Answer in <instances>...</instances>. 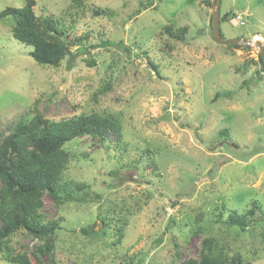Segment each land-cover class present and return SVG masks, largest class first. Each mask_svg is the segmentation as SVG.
Returning a JSON list of instances; mask_svg holds the SVG:
<instances>
[{
    "label": "rangeland",
    "instance_id": "374dc122",
    "mask_svg": "<svg viewBox=\"0 0 264 264\" xmlns=\"http://www.w3.org/2000/svg\"><path fill=\"white\" fill-rule=\"evenodd\" d=\"M34 1L35 14L56 19L57 27L68 37L81 33L88 36L70 45L73 58L67 56L53 67L35 62L29 55L32 47L12 37L13 19L0 18V132L36 112L54 120L97 112L117 116L122 145L143 146L145 142L126 126L121 101L126 105L132 90L141 86L131 56L137 45H144L152 49L170 76L180 75L199 98L207 96L215 101L211 106V129L219 132L217 138L227 131L237 141L235 147L224 145L222 153L202 154L197 148L201 142L193 141L189 147L182 129L165 128L169 144L175 148L172 158L162 161L159 145L152 146L154 163L163 174V191L178 195L183 188L179 179L187 180L193 171L205 191L214 185L216 191L205 196L193 186L190 191L195 200L188 196L190 206L179 216H168L162 224L158 220L166 211L161 206L163 201L168 199L170 210L179 200L165 197L151 184L138 182L135 175H122L110 159L108 140L102 146L98 139L83 135L67 143L72 154L64 177L89 182L91 192L86 201L61 207H56L46 193L42 196L45 220L56 214L64 217L55 245L58 264H175L198 256L205 231L227 243L229 256L240 254L242 264H264V71L258 62V46L240 42L227 47L217 43L209 27L211 8L203 0H83V6L74 8L69 7L72 0ZM24 3L0 0V11ZM94 7L109 8L113 15L92 16ZM225 12L226 20L219 24L223 38L240 36L255 41L259 37L264 45V0H220L219 14ZM168 23L187 26L183 40L162 33ZM106 38L111 44L101 46L100 40ZM87 60L95 64L89 65ZM157 107L153 101L149 115ZM138 116L134 113L127 120H137ZM129 170L142 171L138 164ZM251 200H258L260 209L254 214V224L244 231L216 220L219 211L222 219L227 209L243 212L251 206ZM101 201L107 216L101 215ZM193 212L204 221L198 234L188 224ZM102 219L107 223L104 227ZM89 226L101 232L89 236ZM118 227L122 229L121 237ZM11 243L14 251L27 248L35 264L30 249L36 240L18 232ZM0 264L13 263L0 255Z\"/></svg>",
    "mask_w": 264,
    "mask_h": 264
},
{
    "label": "trees",
    "instance_id": "16d2710c",
    "mask_svg": "<svg viewBox=\"0 0 264 264\" xmlns=\"http://www.w3.org/2000/svg\"><path fill=\"white\" fill-rule=\"evenodd\" d=\"M34 4V0H25L22 6H7L0 11V18L13 19L12 37L32 47L29 55L35 62L57 67L67 56L74 57L70 45L79 44L88 34L81 33L70 40L65 30L57 27L56 19L36 15ZM203 4L210 7V0H203ZM79 5H84L83 0H72L69 7ZM227 14L228 12L219 15V23L226 20ZM91 15L112 16L113 11L94 7ZM209 27L211 28V20ZM162 33L170 39L183 40L187 26L175 27L168 23L162 27ZM109 44L108 38L100 40L101 46ZM168 47L171 48L170 45ZM86 62L89 65L95 64L93 60ZM258 62L264 71L260 53ZM251 63L255 64V61L252 59ZM104 91L103 88L102 92ZM121 128L117 116L113 114L90 112L54 120L36 112L29 119L8 126L6 132H0V255L4 260L13 264H32L27 255L28 249L23 247L20 252L14 251L11 243L15 233L24 232L36 240L30 249L35 264H58L55 245L64 217L56 214L55 218L45 220L47 214L41 212L42 196L46 193L56 207L69 202L86 201L91 192L89 182L64 177L72 154L66 145L73 139L86 135L98 139L102 146H106L110 132L120 137ZM116 173L118 172H111ZM93 195L99 197L97 193ZM250 204L241 213L234 208L227 209L228 214L224 219L222 211H219L216 220L244 231L254 224V214L260 209L258 200H251ZM101 222L103 227L107 225L103 219ZM118 231L121 237V227H118ZM100 232L94 231L92 226L87 228L89 236H96ZM226 247L227 243L219 240L212 232L205 231L198 256L175 264H242L240 254L229 256Z\"/></svg>",
    "mask_w": 264,
    "mask_h": 264
},
{
    "label": "clouds",
    "instance_id": "9594fccd",
    "mask_svg": "<svg viewBox=\"0 0 264 264\" xmlns=\"http://www.w3.org/2000/svg\"><path fill=\"white\" fill-rule=\"evenodd\" d=\"M39 2L40 0H37L38 4ZM95 2L97 0H88V3ZM73 38L74 36L69 34V39ZM131 62L139 72L141 86L132 90V94L127 97L126 105L123 100L121 101V110L125 113L126 126L132 128L145 144L143 146L138 143H134L133 146L122 145L116 133L110 132L107 142L112 151L110 159L113 166L121 170L122 175H135L138 182L151 184L157 191H161L165 197L174 201L179 200L177 206L170 210H167L168 199L163 201L161 206L166 211L160 213L158 220V223L162 224L168 216L173 214L179 216L181 211H185V208L190 206L188 196L195 200L194 193L190 191L193 186H195V191L201 192L205 196H210L216 191L215 185L205 191L202 185L199 184V178L194 171L190 173L187 180L184 178L179 179V183L183 188L178 195L163 191L161 187L163 174L154 163L152 146L159 145L157 151H159L162 161L167 162L172 158L175 148L169 144V137L165 134V128H172L174 131L182 129L185 144L189 147H191L193 141L201 142L197 144V148L202 154L205 151L209 154L213 152L222 153L224 145L231 144L232 147H235L237 141L227 131L224 132L223 137L217 138L219 132H213L211 129V106L215 101L207 96L202 99L199 98L192 85L186 83L180 75L173 74L170 76L166 67L159 62L151 48L137 45L136 51L131 56ZM153 101L157 102L158 107L151 109V115H149V106ZM134 113L139 114L143 119H139L138 116L137 120H127V117ZM201 144L206 145V148L202 147ZM136 164L142 169L141 172L129 170ZM179 166L177 164V167ZM181 196L185 198L180 199ZM99 207L101 215L107 216L108 213L105 210L103 201H101ZM211 210L209 209V211ZM190 215L192 218L188 221L189 227L194 234H198L204 221L201 220L197 212Z\"/></svg>",
    "mask_w": 264,
    "mask_h": 264
},
{
    "label": "water",
    "instance_id": "95a60500",
    "mask_svg": "<svg viewBox=\"0 0 264 264\" xmlns=\"http://www.w3.org/2000/svg\"><path fill=\"white\" fill-rule=\"evenodd\" d=\"M219 5L220 0H211L210 1V8H211V33L214 38V40L217 43L221 44H227V45H235L237 43H242L243 45H248L249 43H253L258 46L259 53L262 56L263 62H264V45L258 41H248L244 39L243 37L237 36L234 38H223L220 30H219Z\"/></svg>",
    "mask_w": 264,
    "mask_h": 264
},
{
    "label": "built area",
    "instance_id": "2783aa9c",
    "mask_svg": "<svg viewBox=\"0 0 264 264\" xmlns=\"http://www.w3.org/2000/svg\"><path fill=\"white\" fill-rule=\"evenodd\" d=\"M240 18H241V17L235 15V19H236V20H240Z\"/></svg>",
    "mask_w": 264,
    "mask_h": 264
},
{
    "label": "snow or ice",
    "instance_id": "6c2138e0",
    "mask_svg": "<svg viewBox=\"0 0 264 264\" xmlns=\"http://www.w3.org/2000/svg\"><path fill=\"white\" fill-rule=\"evenodd\" d=\"M259 39H260V38H259V37H257V40H258V41H259Z\"/></svg>",
    "mask_w": 264,
    "mask_h": 264
}]
</instances>
